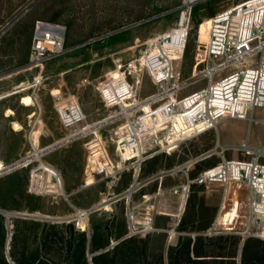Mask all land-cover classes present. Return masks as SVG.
<instances>
[{
	"label": "built area",
	"instance_id": "2783aa9c",
	"mask_svg": "<svg viewBox=\"0 0 264 264\" xmlns=\"http://www.w3.org/2000/svg\"><path fill=\"white\" fill-rule=\"evenodd\" d=\"M202 1L205 0H181L175 27L148 39L140 56L126 66L115 61L116 70L96 85L106 110L100 118L87 121L73 96L52 93L59 121L66 132L47 146L32 145V151L18 160L15 168L39 158L30 170L28 192L60 193V176L44 166L40 157L76 140L83 141L87 150L86 177L81 188L120 172L123 168L120 163L137 166L128 188L96 205L75 210L69 220L77 229H87L91 213L123 200L122 239L145 238L161 230L154 225L156 216L171 217L174 226L179 224L193 185L205 188L220 185L219 212L230 193L234 195L235 190L238 196L240 189L245 188L247 219L245 229L239 233L242 237L258 236L264 240V225L258 224L264 219V145L250 146L242 142L236 148L243 154L242 158H225L224 153L232 147L215 142L197 155L136 180L141 164L148 157L163 152L170 154L181 143L216 129L224 119H250L249 113L256 107L264 108V0H242L203 21L206 38L200 40L198 32L193 75L200 74L206 84L180 94L183 85L179 64L189 35L191 8ZM65 32L62 24L35 20L25 67H40L65 53L68 50L64 45ZM256 55H260L257 63L249 60ZM138 72L148 75L155 91L144 96L139 94ZM104 128H107L105 138L101 134ZM111 145L119 162L109 155ZM34 151L39 153L38 158L22 162ZM98 151L100 154H96ZM213 155L220 158L218 162L191 176L203 160ZM167 178L175 182L163 184ZM43 180L41 189L38 183ZM153 182L154 189L140 192ZM215 224L214 221L213 227ZM255 227L261 228L259 234L252 232Z\"/></svg>",
	"mask_w": 264,
	"mask_h": 264
},
{
	"label": "rangeland",
	"instance_id": "374dc122",
	"mask_svg": "<svg viewBox=\"0 0 264 264\" xmlns=\"http://www.w3.org/2000/svg\"><path fill=\"white\" fill-rule=\"evenodd\" d=\"M240 1L242 0L203 1L201 10L202 21L200 23H206L203 21L210 17V10L217 13ZM157 2L160 3L159 0H0V74L6 70L21 66L19 59L25 55L27 50L22 28L26 26V23L32 17L43 16L60 21L59 23L68 28L66 34L68 32L69 40H74L77 43L85 42L98 35L102 37L98 39V43H95V41H98L95 40L68 50L40 67H24L8 77H1L0 160L3 166L23 158L32 151V147L28 145L26 137H24L27 132L32 130L31 127H28L31 121H35L32 127L41 130L43 135H45L44 137L59 138L66 132L59 121L55 108L56 101L52 93H60L63 97L73 96L86 114L87 121L96 120L106 113L96 90L97 83L102 81L106 74L116 70V60L124 64V66L128 62L136 60L148 39L158 33L170 30L175 27L178 21L179 10L177 7L180 5L181 0H163L161 5H159L162 11L151 15L149 12L151 4ZM23 10L24 12L20 18L13 22L19 21L17 26H14L11 23L13 13H20ZM199 24L195 25L190 22V35H188L186 48L179 64L183 85V90L180 94L192 92L206 84V79L202 78L200 74L193 75L198 32L200 40H205L206 38V28L199 26ZM119 25L127 27L125 29H130L128 33L133 36L134 41L132 46L117 49L107 41V33L110 29L117 28ZM88 35L92 37L89 38L87 37ZM78 36L80 38H76ZM7 53L15 55L16 61L12 58H10L11 60L8 57L5 58ZM259 56L256 55L249 60L257 63ZM115 73H112L114 77H116ZM138 75L141 81L139 89L141 96L155 91L156 87L150 82L146 73L138 72ZM135 76L136 74H134L133 78ZM128 78L132 77L129 75ZM32 111H35L36 115L31 118L28 115ZM249 116L251 118L245 120H223L217 125L216 129L204 133L203 136L181 143L170 154L163 152L148 157L141 164L136 180H142L151 173H156L159 169L172 167L191 156L211 148L214 139L224 146L232 147L224 153L225 158H242L243 154L236 150L242 142H247L250 146L264 145V108L256 107L251 114L249 113ZM19 122L21 123L20 125L18 124ZM14 128L20 129V131L14 132ZM106 129L101 130L104 138L107 136ZM108 152L116 162H119L112 145L108 148ZM28 158L32 160L36 156L33 154L27 156L23 162H26ZM38 159L33 160L27 166L14 168H23L27 172V189L30 170L37 165ZM219 159L217 155H213L203 160L201 165L205 167L218 162ZM155 160L156 162L154 163ZM120 164L123 167L120 172L100 179L93 186L82 189L78 194L73 195L74 204L90 207L94 205V201L98 200L100 202L101 199L110 198L112 195L128 188L129 185L126 188L124 187V182L126 180L130 183L132 182L137 166L130 163ZM153 165L152 172L148 173ZM90 182L91 180L88 179V183ZM174 182L167 178L163 181V184ZM44 184V180L38 183L41 189H43ZM154 186L155 182L150 183L140 192L152 190ZM203 188L207 191L203 194V200H207L211 205H217L218 209L222 199V189L214 186L209 188L203 186ZM61 192L62 190H60V193L28 192L27 190L30 195L40 198L32 203L28 202V205L31 206L33 203H36V205L42 204L44 205L42 210L31 212L12 210L8 218H26L40 222L55 223L70 222V217L66 216H70L72 211H68L64 215L45 212L47 209H54L49 204L51 200H54V197H58L57 200L60 203L57 209L61 213L68 209L67 204L64 206L61 203L65 201L62 200L65 196ZM236 193L234 190V195L233 193L229 194L226 204L218 214L217 221L224 225L226 229H229L227 227H232L231 231L242 232L245 229L247 219V212L244 206L246 190L241 188L238 196ZM17 200L22 205L24 204V198L17 196ZM123 208L124 202L119 200L108 205L107 209L100 210L99 215L97 213H95V216L92 215V220L90 219L91 221H89V225L91 223H93L92 225L100 224L101 237L106 243L105 250L111 249L117 242L124 240L122 236L117 237L119 230L122 229ZM258 224H260V227L263 226L264 219H260ZM260 227L252 228V232L259 234L261 231ZM8 228L9 234H11L14 228L12 220H9ZM247 237L261 239L258 236ZM33 239L34 237L31 235L30 240ZM129 240V244L125 248L121 246L117 250V254H115L116 264H167L166 244L164 246L161 241L155 240L150 236L149 238L147 236ZM32 243L29 245L30 249L35 245V243ZM18 245V247H21V244ZM8 250L9 246H7ZM89 256L91 255L89 254Z\"/></svg>",
	"mask_w": 264,
	"mask_h": 264
},
{
	"label": "crops",
	"instance_id": "0c3cea01",
	"mask_svg": "<svg viewBox=\"0 0 264 264\" xmlns=\"http://www.w3.org/2000/svg\"><path fill=\"white\" fill-rule=\"evenodd\" d=\"M17 14H18L17 12L15 14L13 13L12 17L14 18ZM35 20H44L55 23L60 22L58 20L52 18H46L43 16H35L30 18L29 22L26 23V26L22 28V30L24 31L23 36L25 39L27 50L25 55L20 57L19 59V62H21L20 64L21 66L10 69V70H15V69L17 70L2 78L8 77L14 74L15 72L22 70L23 66L26 64L25 62L27 61V57H28L32 28ZM18 22L13 23V25L17 26ZM124 30L126 29H124V27L120 25L119 27L117 26V28L114 27L110 29V31L107 33L106 39ZM83 36L86 37L85 35ZM87 37H92V36L88 35ZM97 37L100 36L99 35L94 36L92 39ZM132 45L133 43L130 46ZM128 46L129 45L127 44L126 41L124 42L119 41L116 42V46H114V48L120 49V48H126ZM69 47L66 48L68 49ZM14 56L15 55H11V58L15 60ZM10 70H6V71H10ZM35 115L36 112L32 111L28 116L32 118ZM227 119H234V118H227ZM236 120H243V119H236ZM34 122L35 121L33 120L31 121V123H29L28 127H31L32 130H30L24 135V137H26V142L28 143V145L30 146L33 145V147L35 148H41L53 143L54 141H56L61 137V136L59 138L44 137L45 135H43L41 130L32 127L34 125ZM18 124L20 125L21 123L19 122ZM13 131L19 132L20 129L14 128ZM200 136H203V133L197 136V138ZM215 142L220 144L219 141H215L214 139L213 145L215 144ZM96 154H100L99 151L96 152ZM86 160H87V150L83 144V141L81 140H76L67 145L51 150L50 152L40 157V161L44 165L50 167L51 169H54V171L60 176L61 190L66 195V197L63 198V200L66 201L65 203L68 205V209L65 212L61 213L57 209L58 204L60 203L57 200L58 197L57 198L54 197V200H52L53 204L51 205H53V208L56 209V213L64 215L66 214V212L72 211V214L70 216H66V217H71L74 215L76 209L89 207V206L76 205L72 200L73 199L72 197H74L73 195L78 194L82 189L93 186L90 185L81 188V184L83 183L86 177V169H85ZM213 186L222 189L220 185H213ZM204 192L207 191L204 190L203 186L201 185L193 186V190L186 203L184 213L177 226H174L173 224L174 219L171 217L156 216L154 225L157 228H160L161 230L156 231L149 236L155 240L161 241L162 245L164 244V246L166 244L167 264H189V261L191 262L197 261L198 264H239V260H240L239 251H240V243L242 240V235L239 232L231 231L232 227H227L229 229H226L224 225L218 223L217 217L219 214V207L217 209V205L215 204L211 205L210 203L207 202V200L206 201L205 199L203 200ZM105 199L107 200L109 198L101 199L100 202H102V200ZM100 202L97 200L94 201L93 204L96 205ZM100 210L90 214L87 222V228H89V226L93 224L91 223L89 225V221L92 220L91 219L92 215L95 216L96 215L95 213L99 215ZM208 220L209 222L207 224L204 223ZM214 221L216 224L213 227ZM218 225L219 228L221 229L218 228ZM203 226H205V228H203ZM121 227L122 229L120 230L122 231L123 234L125 232L124 214H123V223ZM169 235L170 237L168 238ZM119 242H117L116 244H118Z\"/></svg>",
	"mask_w": 264,
	"mask_h": 264
},
{
	"label": "trees",
	"instance_id": "16d2710c",
	"mask_svg": "<svg viewBox=\"0 0 264 264\" xmlns=\"http://www.w3.org/2000/svg\"><path fill=\"white\" fill-rule=\"evenodd\" d=\"M159 1L160 3L151 4V9L149 11L151 15L162 11L159 5H161L163 0ZM202 3L203 1L197 2L191 8L190 22L195 25H198L202 21ZM213 14L215 13L210 10L209 15L212 16ZM199 26L205 27L206 23H200ZM65 27L67 28V26ZM67 30L68 28L66 31ZM129 30L130 29L121 31L107 38V41L113 44V46H116V42L126 41L130 46L133 43V36L128 33ZM65 35V47L77 43L74 42V40H69L70 37L68 32L67 34L65 32ZM76 38H80V36ZM98 42L99 40L95 41V43ZM5 55V58L8 57L9 60H11L12 53H7ZM19 64H21V62H19ZM155 162L156 160L154 163ZM153 167L154 165L150 167L148 173L152 172ZM202 168L204 167L200 163L197 171L192 173L191 176H194ZM27 179V172L23 168L14 169L0 176V264H116L115 262L117 259L115 254H117V250H119L121 246L125 248L126 245L129 244V239L131 238H124V240H122L123 242L121 241L115 244L111 249L105 250L106 243L101 237L100 224L90 225L88 229L80 230L77 229L71 221L55 223L40 222L26 218H8L4 214L6 211H41L44 206L42 204L36 205V203H33L31 206L28 205V202L32 203L40 198L27 193ZM129 183L130 182L126 180L124 182V187L126 188ZM17 196L24 198L23 205L17 200ZM61 203L66 206L65 201ZM49 204H53V201L51 200ZM45 212L54 214L56 213V209H47ZM9 220H12L14 225L11 234H9L8 228ZM208 222L209 220L204 223L207 224ZM203 228H205V226H203ZM31 235L34 237L33 240H30ZM122 235V231L119 230L117 237ZM31 243H35V245L30 249L29 245ZM18 244H21V247H18ZM7 246H9L8 251ZM89 254L91 255L90 259L88 257ZM189 264H198V262L189 261ZM239 264H264V241L255 237L244 238L240 251Z\"/></svg>",
	"mask_w": 264,
	"mask_h": 264
},
{
	"label": "water",
	"instance_id": "95a60500",
	"mask_svg": "<svg viewBox=\"0 0 264 264\" xmlns=\"http://www.w3.org/2000/svg\"><path fill=\"white\" fill-rule=\"evenodd\" d=\"M23 12H24V11L18 13V14H17V15L11 20V23H13L14 21H16V20L22 15ZM125 28H127V27H124V29H125ZM115 32H117V31H115ZM101 38H102V37H97V38H94V39L87 40V41H85V42H82V43H79V44H76V45H74V46L69 47L68 50H71V49L77 48V47L82 46V45H84V44H86V43H89V42H92V41H95V40H98V39H101ZM24 67H25V65L23 66V68H24ZM16 70H17V69L3 72V73L0 74V78L6 76V75H8V74H10V73H12V72H14V71H16ZM17 164H18V160L14 161L13 163H11V164H9V165H7V166H4L3 170L0 171V175L3 174V173H6V172H8V171H10V170H12V169H14V168L17 166ZM4 214L8 217V216L11 214V212H10V211H6V212H4ZM244 238H245V237H242V240H241V243H240V251H241V247H242V243H243ZM240 251H239V253H240ZM88 256H89V255H88ZM89 257H90V256H89ZM89 259H90V258H89Z\"/></svg>",
	"mask_w": 264,
	"mask_h": 264
},
{
	"label": "bare ground",
	"instance_id": "6f19581e",
	"mask_svg": "<svg viewBox=\"0 0 264 264\" xmlns=\"http://www.w3.org/2000/svg\"><path fill=\"white\" fill-rule=\"evenodd\" d=\"M205 28H206V26H205ZM33 155H35L36 158L39 157V153H38L37 151H34V152H33ZM28 159H29V158H28ZM22 162H23V161H22ZM44 166H46V165H44ZM3 168H4V166H3V164H2V162H1V160H0V171L3 170ZM53 170H54V169H53Z\"/></svg>",
	"mask_w": 264,
	"mask_h": 264
}]
</instances>
